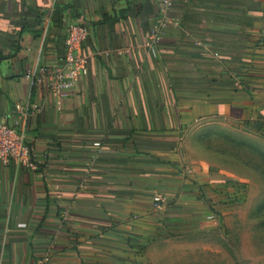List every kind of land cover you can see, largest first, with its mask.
I'll use <instances>...</instances> for the list:
<instances>
[{"label": "crops", "instance_id": "obj_1", "mask_svg": "<svg viewBox=\"0 0 264 264\" xmlns=\"http://www.w3.org/2000/svg\"><path fill=\"white\" fill-rule=\"evenodd\" d=\"M158 12L159 0H0V122L41 107L23 128L36 168L0 161V264H136L197 190L221 185L209 164L186 176L191 130L223 120L264 135V0H175L153 53ZM75 25L89 30L88 75L56 100L27 73L61 66Z\"/></svg>", "mask_w": 264, "mask_h": 264}, {"label": "rangeland", "instance_id": "obj_2", "mask_svg": "<svg viewBox=\"0 0 264 264\" xmlns=\"http://www.w3.org/2000/svg\"><path fill=\"white\" fill-rule=\"evenodd\" d=\"M186 143V176L198 182L194 168L209 164L221 185L212 198L196 189L186 221L136 264H264V135L216 120L198 124Z\"/></svg>", "mask_w": 264, "mask_h": 264}, {"label": "built area", "instance_id": "obj_3", "mask_svg": "<svg viewBox=\"0 0 264 264\" xmlns=\"http://www.w3.org/2000/svg\"><path fill=\"white\" fill-rule=\"evenodd\" d=\"M175 0H159V12L150 31L149 41L146 46L155 53V48L160 44L167 28L172 23L177 25L171 12ZM89 36V30L85 26H72L66 39V55L64 63L55 68H40L38 71L27 73V77L34 78L35 84H46L52 96L56 100H63L74 94L79 81L88 75V60L81 54V46ZM41 107L38 104L18 103L11 123L0 122V161L9 162L15 160L35 169V163L31 160L30 147L27 144L23 128L29 117L39 113ZM98 145V144H97ZM153 203L157 207L166 206V198L156 195ZM211 219L214 216H210Z\"/></svg>", "mask_w": 264, "mask_h": 264}]
</instances>
